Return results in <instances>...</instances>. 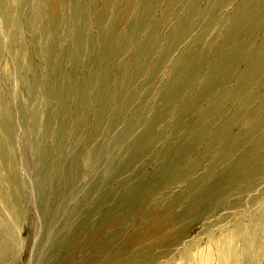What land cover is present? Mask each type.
<instances>
[{"label": "rangeland", "instance_id": "1", "mask_svg": "<svg viewBox=\"0 0 264 264\" xmlns=\"http://www.w3.org/2000/svg\"><path fill=\"white\" fill-rule=\"evenodd\" d=\"M22 3L0 264H264V0Z\"/></svg>", "mask_w": 264, "mask_h": 264}, {"label": "bare ground", "instance_id": "2", "mask_svg": "<svg viewBox=\"0 0 264 264\" xmlns=\"http://www.w3.org/2000/svg\"><path fill=\"white\" fill-rule=\"evenodd\" d=\"M7 1L8 0H0V19L2 20L3 32H4L5 39H6V44H5L0 36V59H2L4 56L5 47H8L9 53H13V54L15 53V55L17 54V57L20 58L22 52L24 53L25 51V45L21 43V39L19 37V34L23 30V27H21V20L18 14H20V12L22 11L24 7V3H22L23 0H14V4L12 3L13 6L12 4L10 6V4ZM8 6L11 8V10L8 8ZM48 10H49V14H48L49 16L52 14L53 6L48 7ZM34 13L35 15L32 14L31 16H28V20H27L29 24L28 29H31V26L34 27L35 25L36 26L38 25V22H37V14H39L38 10L36 11L35 9ZM52 30L55 31L56 26L53 27ZM63 103H64V106L67 107V102H63ZM2 206H4L3 209L9 210V204L7 205L4 204ZM14 222L16 221L14 220Z\"/></svg>", "mask_w": 264, "mask_h": 264}]
</instances>
